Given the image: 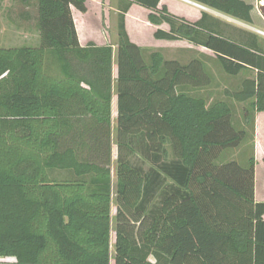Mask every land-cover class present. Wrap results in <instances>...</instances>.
Here are the masks:
<instances>
[{
    "label": "trees",
    "instance_id": "1",
    "mask_svg": "<svg viewBox=\"0 0 264 264\" xmlns=\"http://www.w3.org/2000/svg\"><path fill=\"white\" fill-rule=\"evenodd\" d=\"M33 1L39 44L0 47V260L110 264L115 89L113 264H264L254 157L222 161L246 131L235 128L228 103L208 106L182 91L208 85L200 61L181 65L159 52L146 58L125 16L142 7L151 25L168 26L155 30V40L204 47L232 77L254 71L238 91L225 92L246 104L252 131L264 113L257 37H230L206 13L194 22L176 17L161 0H119L114 79L112 47L79 45L71 7L85 13L86 0ZM185 1L252 23L253 7L242 0Z\"/></svg>",
    "mask_w": 264,
    "mask_h": 264
},
{
    "label": "rangeland",
    "instance_id": "2",
    "mask_svg": "<svg viewBox=\"0 0 264 264\" xmlns=\"http://www.w3.org/2000/svg\"><path fill=\"white\" fill-rule=\"evenodd\" d=\"M167 10L172 15L183 18L189 22L196 21L201 13H206L218 20L223 29L230 37H236L239 32L254 34L261 44L264 52V18L259 12L261 0H242L251 5L252 23L247 24L233 19L215 10L202 7L198 8L192 4L180 0H163ZM190 2V1H189ZM33 0H0V47L10 48L19 46H37L39 44L38 33L35 30V8ZM192 3V2H191ZM200 6V5H198ZM89 14L88 27L83 31H89L96 43H102L112 47L113 70L115 79L116 70V48L118 33L119 0H90L88 2ZM148 14L139 7L133 6L129 16H125V28L130 40L139 47L146 50L145 57L152 52H159L164 60L176 61L181 65H189L200 61L207 73L209 83L207 86L193 88L188 86L182 89L192 97L203 98L208 106L218 101L228 103L232 108V122L235 128H242L247 133L246 140L237 148L224 153L222 161H237L245 164L247 159L256 151L260 154L264 146V114L254 117V129L251 125L244 124V109L246 104L236 103L229 99L225 92H236L240 89L243 80L254 79L255 72L248 70L237 76L225 74L215 62V55L204 48L197 47L186 41H158L153 37V30L148 26ZM158 29L168 31L166 24L157 26ZM115 82V81H114ZM258 120V121H257ZM111 222H110V264L114 259V233H115V210H116V94L113 92L111 106ZM258 157V156H257ZM256 160V159H254ZM264 160V159H263ZM136 164H141V159L136 158ZM148 166V165H147ZM258 167L257 196L261 193L262 173ZM1 262V261H0Z\"/></svg>",
    "mask_w": 264,
    "mask_h": 264
},
{
    "label": "crops",
    "instance_id": "3",
    "mask_svg": "<svg viewBox=\"0 0 264 264\" xmlns=\"http://www.w3.org/2000/svg\"><path fill=\"white\" fill-rule=\"evenodd\" d=\"M89 1L90 0H86V2H85V6H86V12L85 13H81V12L77 11L75 8L71 7V15H72V19H73V22L75 25L77 39H78L80 46H85L89 43H94L95 45L103 46L105 44L96 43L95 38H93V34L91 35V33L89 31H87V32L83 31L85 28L88 27V23H89V21L86 18L87 15L89 14V9H88V2ZM180 1H183V0H180ZM133 6H135V5H132L130 7V9ZM161 6L167 7V5L164 3L163 0L160 1L159 7H161ZM130 9H129V11H130ZM144 10L147 12V14L150 13L149 10H146V9H144ZM129 11L126 14V17L129 16ZM200 16H201V14L197 17L196 20H198L200 18ZM148 26L151 27L152 29H154L153 33L157 29V26H153L150 23H148ZM263 114L264 113H258L257 116L259 117V115H263ZM254 159H256L255 160V167H254V199L256 202H264V161H263V159H264V146L262 147L260 154L256 151V157ZM258 167H260L259 169H260V172L262 173V179H261L262 188H261V193L259 196H257ZM0 261H1L0 264H15L14 259H6V260H0ZM150 261L153 262L152 260H150Z\"/></svg>",
    "mask_w": 264,
    "mask_h": 264
},
{
    "label": "water",
    "instance_id": "4",
    "mask_svg": "<svg viewBox=\"0 0 264 264\" xmlns=\"http://www.w3.org/2000/svg\"><path fill=\"white\" fill-rule=\"evenodd\" d=\"M191 2V1H190ZM193 3V2H192ZM259 12L262 15V17L264 18V0H261V4L259 6Z\"/></svg>",
    "mask_w": 264,
    "mask_h": 264
},
{
    "label": "bare ground",
    "instance_id": "5",
    "mask_svg": "<svg viewBox=\"0 0 264 264\" xmlns=\"http://www.w3.org/2000/svg\"><path fill=\"white\" fill-rule=\"evenodd\" d=\"M185 1V0H184ZM185 2H187V1H185ZM187 3H189V4H192L191 2H187ZM192 5H194V4H192ZM194 6H196V7H198V8H201L202 9V7L201 6H198V5H194Z\"/></svg>",
    "mask_w": 264,
    "mask_h": 264
},
{
    "label": "flooded vegetation",
    "instance_id": "6",
    "mask_svg": "<svg viewBox=\"0 0 264 264\" xmlns=\"http://www.w3.org/2000/svg\"><path fill=\"white\" fill-rule=\"evenodd\" d=\"M192 45V44H191ZM195 46V45H194ZM197 47H201V46H197ZM201 48H204V47H201ZM205 49V48H204Z\"/></svg>",
    "mask_w": 264,
    "mask_h": 264
},
{
    "label": "built area",
    "instance_id": "7",
    "mask_svg": "<svg viewBox=\"0 0 264 264\" xmlns=\"http://www.w3.org/2000/svg\"><path fill=\"white\" fill-rule=\"evenodd\" d=\"M192 4H194V5H198V4H195V3H192Z\"/></svg>",
    "mask_w": 264,
    "mask_h": 264
}]
</instances>
